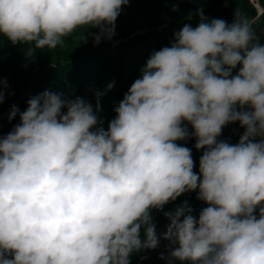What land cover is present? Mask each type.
Here are the masks:
<instances>
[{
    "label": "clouds",
    "instance_id": "9594fccd",
    "mask_svg": "<svg viewBox=\"0 0 264 264\" xmlns=\"http://www.w3.org/2000/svg\"><path fill=\"white\" fill-rule=\"evenodd\" d=\"M128 3L0 0V38L28 59L77 34L86 43L89 29L98 45ZM197 14L150 55L107 130L99 103L94 112L80 98L45 91L13 108L19 123L0 137V264H130L159 246L152 210L194 191L207 205L198 217L187 202L165 213L171 259L264 264V43L238 16ZM235 123L239 142L219 140ZM187 125L204 150L199 173L177 143L191 138Z\"/></svg>",
    "mask_w": 264,
    "mask_h": 264
},
{
    "label": "trees",
    "instance_id": "16d2710c",
    "mask_svg": "<svg viewBox=\"0 0 264 264\" xmlns=\"http://www.w3.org/2000/svg\"><path fill=\"white\" fill-rule=\"evenodd\" d=\"M147 2L146 0H141ZM203 3H213L223 10V13L206 19H222L231 25L235 16L247 20L253 27L261 43H264V0H196ZM146 6H150L147 2ZM150 8V7H149ZM153 8V7H152ZM159 8V7H158ZM156 9V8H155ZM155 11V10H153ZM200 19L184 21L175 25L169 23H153L151 29L143 30L129 38L119 39L113 35L112 42L101 43L98 48L85 46L70 55L61 56L58 49L36 52L35 57H25L26 46H13L6 39L0 38V80L6 82L4 88L5 99L0 104V137L6 136L19 123V115L11 117L13 108L23 112L27 108V101L45 91L61 94L65 100L80 98L92 105L94 112L99 103L97 113L102 127L107 130L108 124L116 116L115 108L118 107L132 83L139 78L140 70L154 51L174 43V34L185 24L195 28ZM97 29H89L85 36L92 37L97 34ZM79 35V34H77ZM117 38V40L115 39ZM65 52V50L63 51ZM239 66L233 71V75ZM113 84L111 90L107 86ZM191 137V125H187ZM244 129L239 123L229 124L222 130L221 141L237 144ZM181 146L191 149L194 161V172L199 173V160L204 150L195 148L194 137L186 141H177ZM197 192H186L174 202L165 205L163 210H152L151 216L156 226V233L160 238L159 245L161 256L156 253H134L130 256V264H180L170 257L172 246L164 240L169 220L165 213L174 212L176 208L184 205L192 209L193 215L198 217L199 212L207 207L198 200ZM141 239H144L143 230ZM166 251V252H164ZM156 253V254H155Z\"/></svg>",
    "mask_w": 264,
    "mask_h": 264
},
{
    "label": "rangeland",
    "instance_id": "374dc122",
    "mask_svg": "<svg viewBox=\"0 0 264 264\" xmlns=\"http://www.w3.org/2000/svg\"><path fill=\"white\" fill-rule=\"evenodd\" d=\"M150 4V8L146 6L141 0H129V3L122 7L121 13L115 21L114 34L119 39L124 37H133L143 30L151 29L153 23H169L178 25L184 21L192 19H200L197 14L202 11L205 19L214 17L223 13L220 7L213 3H203L196 0H146ZM153 7V8H152ZM159 7V8H158ZM156 8V9H155ZM155 10V11H153ZM115 39L117 40V38ZM86 43H80L79 35L71 38L63 48H58L61 56L65 54L70 55L78 49H83L85 46H94L98 48L99 44L105 42H112L111 39L102 38L98 45H94L92 37H88ZM113 39V38H112ZM65 50V52H63ZM161 245L156 248V253L161 257ZM155 250V249H154ZM154 250H143L140 253H152ZM166 252V251H164ZM155 253V254H156ZM167 253V252H166Z\"/></svg>",
    "mask_w": 264,
    "mask_h": 264
}]
</instances>
